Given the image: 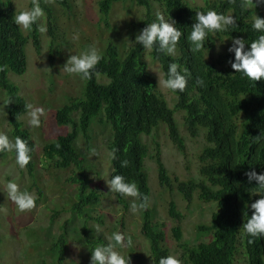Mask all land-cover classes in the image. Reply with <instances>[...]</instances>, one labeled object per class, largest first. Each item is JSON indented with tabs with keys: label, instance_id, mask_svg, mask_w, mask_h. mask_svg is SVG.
<instances>
[{
	"label": "trees",
	"instance_id": "trees-1",
	"mask_svg": "<svg viewBox=\"0 0 264 264\" xmlns=\"http://www.w3.org/2000/svg\"><path fill=\"white\" fill-rule=\"evenodd\" d=\"M39 2L47 14L52 35V10L43 5L42 0ZM54 2L64 9L70 7V0ZM118 2H133L146 10L145 19L139 25L140 31L148 24L158 22L157 13L163 14L169 23L175 22L183 33L175 54L167 55L153 49L150 55L160 65L165 79L169 65L178 64V70L187 78V88L183 93L171 91L176 97L171 109L157 93L155 78L141 62L147 50L136 44L122 59L117 46L108 45L96 66L98 75L94 74L90 80L83 79V98L71 99L55 113L56 122L61 126H71L72 130L59 135L44 147V153L54 168L74 170L69 179L74 184L78 183V193L72 212L82 216L88 206L98 203L100 199L97 191L90 189L85 160L74 147L80 134L86 142L90 141L89 130L93 119L103 113L112 130L109 151L118 149L117 159L110 157L109 180L115 175H122L126 182H134L139 191L151 199L149 176L145 169L148 146L142 137L149 136L159 123H164L170 140L178 149H182L183 139L174 116L175 112L180 113L183 126L190 136L196 137L203 132L205 147L199 155V178L178 182L176 190L188 203L196 194L200 201L217 206L210 225L199 227L211 233L209 241L194 247L179 245L185 257L183 264H264V237L255 238V242L249 244V239L253 238L242 228L253 214L251 204L264 196V191L257 189L256 181L250 183L245 175L253 170L257 174L264 173V80L255 83L243 73H235L229 63L234 62V53L228 51L234 38L244 39L245 51L250 50V44L264 32L253 29L250 9L242 7L243 0H235V3L212 0L201 7L192 6L187 0H101L99 6L105 18L112 5ZM208 10L234 16L237 27H230L225 32L208 33L204 48L194 53L189 39L192 25L196 23L197 12L206 13ZM15 15L12 0H0V91L6 96L11 136L14 141L16 137L24 139L33 157L35 144L22 121L28 112L27 102L9 75L21 76L26 73L28 39L39 51L40 32L37 25H33L28 37H25L14 22ZM215 37L230 39L231 44L225 52L210 61L208 53L215 46ZM198 80L203 81V86L197 83ZM9 100L10 105L7 104ZM76 113L79 115L77 121L73 117ZM57 144L60 145L59 149ZM13 152L16 156V152ZM123 160L129 162L128 167L120 166ZM155 162L159 184L172 188V180L159 152ZM25 169L30 176L34 175L32 158ZM115 195L118 203L127 208L126 198L118 193ZM169 215L174 219L181 218L173 201L169 205ZM141 230L148 240L152 262L159 264L161 257L170 254L164 244L165 233L154 224L150 207L142 210ZM175 235L180 241L179 229H175ZM66 246L67 237L63 230L53 245V250L58 253V263L52 264H62ZM94 249L92 247L91 253Z\"/></svg>",
	"mask_w": 264,
	"mask_h": 264
},
{
	"label": "rangeland",
	"instance_id": "rangeland-1",
	"mask_svg": "<svg viewBox=\"0 0 264 264\" xmlns=\"http://www.w3.org/2000/svg\"><path fill=\"white\" fill-rule=\"evenodd\" d=\"M100 1L70 0V7L64 9L55 2L42 0V4L52 10V35L44 11L46 15L38 24L45 26L47 31L40 32V50L36 51L28 39L26 73L21 76L9 75L27 104L44 108L46 116L41 117L39 128L29 125L28 112L22 117L23 125L31 133L35 144L33 176L17 165L13 151L0 153V264L58 263V253L53 250V245L63 230L66 232L67 246L62 264H69L68 261L72 264H90L92 247L106 246L113 233L131 237V247L116 249L125 258L129 257L130 264H154L149 254L148 240L141 230L142 211L133 214L130 210L132 198H126L128 207H123L107 186L111 173L109 142L112 130L103 113L91 123L90 141L86 142L80 134L74 143L75 149L85 160L90 189L96 190L100 196L99 202L88 206L82 216L72 212L78 193V183L74 184L69 179L74 172L73 168H54L44 153L45 145L72 130L71 126H61L56 122V111L71 99L84 96L85 81L63 70L70 56L80 55L93 46L103 55L108 45L113 44L123 59L137 44L135 38L140 32L139 25L145 19L146 10L133 2H118L112 5L105 18L100 10ZM187 1L192 6L201 7L212 0ZM12 2L16 14L33 6L32 0ZM249 9L253 22L256 16L264 18V5ZM156 10L159 12L157 5ZM20 29L28 37L30 30ZM74 34L79 35L78 40L73 39ZM214 41L215 46L208 53L210 61L225 52L231 44L227 38L215 37ZM141 62L155 78L159 96L173 109L176 97L158 83L165 77L160 65L152 59L150 50L145 52ZM0 109V132L14 142L8 124L6 96L2 91ZM174 116L183 139L182 149H178L170 140L164 123H159L149 136H143L142 139L148 146L145 169L151 188L149 207L153 222L164 231V244L169 254L178 257L183 264L185 257L179 245L194 247L209 241L211 233L199 227L210 225L217 206L215 203L200 201L196 194L192 202L188 203L176 190L178 182L199 178V155L205 147V139L203 132L196 137L190 136L183 126L182 114L175 112ZM73 117L77 121L79 115L76 113ZM93 149L97 155H92ZM157 152L168 170L172 188L159 184L155 162ZM9 181L18 183L22 191L35 193L37 206L33 211L21 213L8 199L6 184ZM172 201L181 214L180 219L169 215ZM97 225L101 231H97ZM175 229L181 232L180 241L176 239Z\"/></svg>",
	"mask_w": 264,
	"mask_h": 264
},
{
	"label": "clouds",
	"instance_id": "clouds-1",
	"mask_svg": "<svg viewBox=\"0 0 264 264\" xmlns=\"http://www.w3.org/2000/svg\"><path fill=\"white\" fill-rule=\"evenodd\" d=\"M49 3H54V0H47ZM229 3H235V0H229ZM31 9H24L14 16V22L25 31L32 30L33 25H37V30L41 33H46L45 26L39 25L38 21L46 14L40 7L39 0H32ZM264 5V0H243L242 7H258ZM156 19L158 22L148 24L142 29L135 38V42L141 45L146 50L156 49L159 52L167 55H174L176 46L179 43L183 33L175 26V22L169 23L161 13H157ZM230 27H237L236 19L231 15L218 14L215 10H208L206 13H196V23L192 25L190 41L193 45L191 51L196 53L204 48V41L208 33L225 32ZM253 29L258 32H264V18L256 16L252 25ZM74 40L79 39L78 34L73 35ZM158 45V48H157ZM246 43L242 38L232 39V47L228 49L230 53H234V62L229 61L231 68L235 73H243L245 77L255 83L264 80V35H260L257 40L250 44V50L245 51ZM102 59V55L98 49L93 46L86 52L80 55H72L63 66V70L69 75H76L82 79L90 80L96 73V66ZM179 65L171 63L166 74V79L159 80L158 83L164 89L172 92L183 93L187 88V78L180 73ZM2 70V69H0ZM187 72V69H185ZM197 83L203 86V81L198 80ZM10 105L11 101H7ZM29 125L34 128L41 127V117L46 116L45 109L42 107H34L32 104H27ZM56 147L59 149L60 145ZM16 152V163L24 169L31 162V149L27 142L21 137H16L15 141H11L9 137L0 132V153ZM118 149H113L109 155L115 160ZM92 155H97L96 150H92ZM122 168L128 167L129 162L123 160L120 162ZM248 181L253 180L257 183V189L264 191V173L257 174L254 170L246 172ZM110 191L118 193L125 198H132L130 210L135 214L138 211L147 210L150 206V198L142 194L137 185L132 182H126L124 176L115 175L106 182ZM6 192L8 199L11 200L19 212H31L36 208L37 196L35 193H29L27 190H21L16 182L9 181L6 184ZM253 214L247 223L243 224L244 231L249 239L248 243L255 242V238L264 237V196L251 204ZM97 231H101L97 225ZM110 242L106 246H98L91 253L90 264H130L129 257L125 258L118 252L117 247L125 248L132 246L131 237H125L122 233H113L109 237ZM72 264L71 261H68ZM159 264H182V261L173 255L161 257Z\"/></svg>",
	"mask_w": 264,
	"mask_h": 264
}]
</instances>
